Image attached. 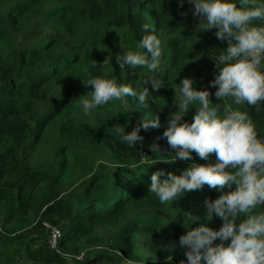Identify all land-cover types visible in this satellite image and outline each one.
<instances>
[{
  "label": "trees",
  "instance_id": "1",
  "mask_svg": "<svg viewBox=\"0 0 264 264\" xmlns=\"http://www.w3.org/2000/svg\"><path fill=\"white\" fill-rule=\"evenodd\" d=\"M190 9L187 0H0V264H123L124 258L186 264L179 237L200 224L222 226L220 218L203 217L210 218L204 200L220 195L215 188L204 185L166 204L149 193L155 171L163 170L164 180L193 162L215 161L214 153L202 160L194 151L191 160L157 161L175 155L163 137L169 113L177 111L175 83L190 78L218 102L209 87L218 73L210 53L228 45L216 29L196 33ZM145 23L161 40L164 75L157 78L164 86L142 85L148 108L125 97L127 111L112 101L84 117L79 97L92 88L83 81L113 75L136 89L153 75L120 69L115 59L123 49L135 50ZM248 111L264 134V101L259 111ZM195 112L190 108L183 121L191 123ZM148 113L159 127L141 129L143 140L133 148L111 131L120 125L129 132ZM153 144L160 153L151 151ZM188 214L201 219L190 225ZM44 223L64 226L56 249Z\"/></svg>",
  "mask_w": 264,
  "mask_h": 264
},
{
  "label": "clouds",
  "instance_id": "2",
  "mask_svg": "<svg viewBox=\"0 0 264 264\" xmlns=\"http://www.w3.org/2000/svg\"><path fill=\"white\" fill-rule=\"evenodd\" d=\"M178 2L183 5L185 0ZM187 3L198 21L196 33L216 29V38L228 42L226 48L210 53L218 73L209 87H215L212 95L218 102L210 100L209 91L196 90L190 78L175 83L173 104L177 111L169 113L168 127L163 132L175 155H160L165 159L157 161L191 160L192 151L202 160H208L209 154L214 153L215 161L193 162L181 175L167 173L164 180L160 177L165 176V172L155 171L150 176L149 193L160 204H166L204 185L220 192L218 198L204 200L203 212L210 217L203 215L205 220L213 216L222 220L219 230L200 224L179 237L180 247L186 249V264H201L202 259L204 264H264V134H258L248 111L249 108L259 111L264 101V0H187ZM141 28L146 34L136 43L135 50L123 49L115 59L120 69L141 68L153 75H146L148 79L144 76L136 89L118 82L113 75L83 81L92 88L87 95L79 97L84 117L112 101H119L127 111L129 105L125 97L148 108L149 89L142 85L150 84L154 91L164 86V80L157 78L164 75L161 40L151 23ZM107 63L109 61L105 60L103 64ZM228 101L236 107L228 106ZM193 107L196 112L192 122L183 121ZM149 116L148 113L129 132L120 125H114L111 131L121 144L133 148L143 140L139 135L141 129L159 127V119H149ZM151 151L160 153L159 145L153 144ZM225 187L233 190L225 192ZM200 219L201 215L186 216L190 225ZM217 239L220 243L214 244ZM123 264L138 262L130 258L124 259Z\"/></svg>",
  "mask_w": 264,
  "mask_h": 264
},
{
  "label": "built area",
  "instance_id": "3",
  "mask_svg": "<svg viewBox=\"0 0 264 264\" xmlns=\"http://www.w3.org/2000/svg\"><path fill=\"white\" fill-rule=\"evenodd\" d=\"M224 42L228 45L227 41ZM140 155L144 156L145 153L143 151H140ZM44 226H46L49 229V235H50L49 245L51 246L52 249H56L59 240L62 238V231L57 226L50 223H44Z\"/></svg>",
  "mask_w": 264,
  "mask_h": 264
},
{
  "label": "rangeland",
  "instance_id": "4",
  "mask_svg": "<svg viewBox=\"0 0 264 264\" xmlns=\"http://www.w3.org/2000/svg\"><path fill=\"white\" fill-rule=\"evenodd\" d=\"M143 152H144V151H143ZM144 153H145V152H144ZM145 154H146V153H145ZM50 224H51V223H50ZM53 225H54V224H53ZM45 227H46V226H44V229H45ZM59 228H60V229H64V226L61 225V227H59ZM62 231H63V230H62ZM45 233H46V235H47V239H46V240H47V243L49 244V238H50V235H49V229H48L47 227H46V229H45ZM58 244H59V243H58ZM58 244H57V245H58ZM49 246H50V245H49ZM50 248H51V246H50ZM143 252H144L145 255H148L146 249H144ZM78 259H80V257H78ZM124 259H126V258H124ZM131 259H134V260H136L137 262H139V260H138L137 258H131Z\"/></svg>",
  "mask_w": 264,
  "mask_h": 264
}]
</instances>
